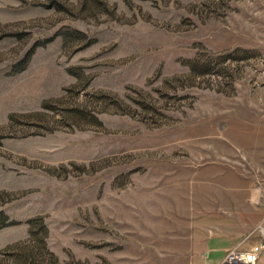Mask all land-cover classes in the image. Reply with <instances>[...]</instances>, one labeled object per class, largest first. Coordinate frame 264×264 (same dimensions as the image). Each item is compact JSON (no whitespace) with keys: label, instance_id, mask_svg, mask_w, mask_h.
Returning <instances> with one entry per match:
<instances>
[{"label":"rangeland","instance_id":"obj_1","mask_svg":"<svg viewBox=\"0 0 264 264\" xmlns=\"http://www.w3.org/2000/svg\"><path fill=\"white\" fill-rule=\"evenodd\" d=\"M262 228L264 0H0V264H213Z\"/></svg>","mask_w":264,"mask_h":264},{"label":"built area","instance_id":"obj_2","mask_svg":"<svg viewBox=\"0 0 264 264\" xmlns=\"http://www.w3.org/2000/svg\"><path fill=\"white\" fill-rule=\"evenodd\" d=\"M264 237V228H262ZM264 249V242L255 245L250 251L231 250L225 255L224 264H256L261 251Z\"/></svg>","mask_w":264,"mask_h":264},{"label":"crops","instance_id":"obj_3","mask_svg":"<svg viewBox=\"0 0 264 264\" xmlns=\"http://www.w3.org/2000/svg\"><path fill=\"white\" fill-rule=\"evenodd\" d=\"M223 258L221 259L222 262H223ZM221 261H219V259H216V261L213 264H221L222 263ZM210 264H212V263H210ZM256 264H264V251L260 254L258 262Z\"/></svg>","mask_w":264,"mask_h":264}]
</instances>
